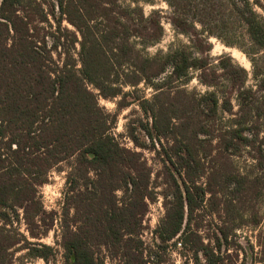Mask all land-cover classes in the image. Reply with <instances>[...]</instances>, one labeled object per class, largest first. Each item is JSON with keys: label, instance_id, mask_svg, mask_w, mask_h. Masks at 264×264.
I'll use <instances>...</instances> for the list:
<instances>
[{"label": "trees", "instance_id": "1", "mask_svg": "<svg viewBox=\"0 0 264 264\" xmlns=\"http://www.w3.org/2000/svg\"><path fill=\"white\" fill-rule=\"evenodd\" d=\"M172 6L171 23L195 37L196 53L182 48L149 55L164 35L160 12L146 16L122 0H0V264L23 242L30 256L54 260L52 247L11 235L19 221L34 240L49 233L56 218L45 211L39 188L62 166L68 168L60 216L63 264H104L102 248L120 264H149L141 236L158 186L144 151L160 161L166 187L165 215L153 231L157 247L166 252L180 242L205 264H218L216 252L229 249L228 233L205 245L193 229L194 213L216 193L210 179L199 182L214 153L216 162L252 149L255 168L264 172V138L248 128L264 115V104L255 107L248 73L230 56L211 61L195 25L210 37L238 22L264 50V19L255 10L264 13V0H176ZM63 22L75 31L63 30ZM193 72L206 92L184 88ZM141 85L153 90L151 99L138 91ZM258 87L264 91V79ZM117 98L118 110L137 103L145 118L127 126L134 148L112 134L117 115L99 103ZM223 166L214 181L232 185L233 197L249 195L264 179ZM259 246L264 264V239Z\"/></svg>", "mask_w": 264, "mask_h": 264}, {"label": "rangeland", "instance_id": "2", "mask_svg": "<svg viewBox=\"0 0 264 264\" xmlns=\"http://www.w3.org/2000/svg\"><path fill=\"white\" fill-rule=\"evenodd\" d=\"M47 1L52 2V0ZM173 1L176 0H122L125 6L132 5V7H141L146 16L153 11L160 12L164 35L159 43L149 48L148 54L151 56L159 51L166 53L169 50L182 48H186L192 53L195 52L192 49V43H194L195 37L191 34L180 33L171 23L175 15V10L172 6ZM201 2H203V0H193V5H198ZM45 6L47 9L49 5L46 4ZM255 10L259 15H262L264 19V13L259 8ZM51 21L55 28V21L52 18ZM195 26L196 30L201 34V37L207 41L210 48L209 56L211 57V61H218L221 56H230L248 73L246 88L255 92V107L264 104V91H261L258 87L260 81L264 79V50L256 47L251 42L244 26L237 22L233 24L231 31L218 30L217 34L219 37H209L202 31V27L199 24ZM62 29H67L69 32L75 31L67 22H63ZM225 42H228L230 45H227ZM197 56L201 57L200 54H197ZM196 76V72L191 73L192 80L184 88L188 92H206L207 88L199 84ZM137 89L148 99H151L154 94L151 88H146L144 85L139 86ZM132 90L131 88H126L125 92H130ZM135 96L137 95L132 96V98ZM118 100L119 98L115 100L100 99L99 103L107 112L117 115L116 125L112 130V134L127 148H134L128 137L127 126H129V124L134 126L137 124L138 120L145 118L137 103L118 110ZM128 100H131V98ZM225 118L229 119L226 116ZM222 125L223 127L226 126L224 122H222ZM249 125L251 126L248 128L252 129L256 127L259 130L258 140L264 138V115L260 120L253 119ZM254 131H256V129L253 130L252 133ZM213 146H217V142H214ZM251 152L255 155V151L246 149L242 151L239 157L222 155V157L215 162L214 159L216 156L214 155L217 154L214 153L213 158L205 159L207 163V173L203 179L200 180L199 184L205 186L210 179L216 193L213 197L207 194L206 202L203 204V207L194 213L191 224L194 230L199 231L205 245L211 244V242L215 245L216 238L221 237L222 231L228 233L231 244L228 250L223 247L220 253L219 251L216 252V256L219 259L218 264H260L258 260L261 251L259 243L260 240L263 242L264 239V179L260 177L264 172L258 171L255 168V162L252 160ZM143 153L153 169L152 181L158 186L156 189L158 198L155 203L151 204L149 207V212L144 221L145 229L141 236V240L145 244L144 259L148 260V262H150L149 264H158L160 261H164L160 264H196L197 261L205 264L201 254L198 257L199 260H196L193 252H191L189 248H184V246L180 247V242L178 241L177 246L173 245L174 242L171 243L166 252L157 247L153 231L157 228L165 215V199L162 192L166 190V187L163 185L164 174H161L162 165L155 153L153 151H144ZM213 164L216 167L214 171L210 169ZM224 164L229 165V173L248 175L251 180L260 178L261 180L258 182L259 187H257L256 184L249 192V195L243 196L241 199L239 198L241 197V193H237V196L234 195L233 197L230 193L233 189L232 185H217L219 181H214V179L219 177L222 173L215 172L221 170ZM230 169L233 172H231ZM67 170V166H62L57 171H53L50 174L48 182L39 188V195L45 211L47 213H53L54 218H56L49 233L42 239L34 240L29 236L24 222L19 221L13 226L15 233L13 231L11 235L13 240L26 239L32 243L38 242L52 247L55 251V257L50 264L64 263V251L60 246V216L63 207V192L66 188ZM255 216L261 219L260 225L254 224ZM23 243L8 250L4 264H46L41 258L32 257L29 255L28 250L22 249L21 245ZM100 257L104 259V264H120L119 259L113 261L109 258V253L105 248H102L100 251Z\"/></svg>", "mask_w": 264, "mask_h": 264}]
</instances>
